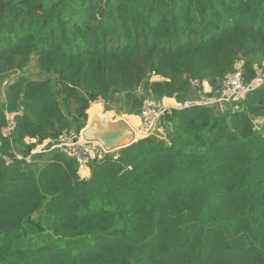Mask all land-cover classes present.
Here are the masks:
<instances>
[{"label":"trees","instance_id":"trees-1","mask_svg":"<svg viewBox=\"0 0 264 264\" xmlns=\"http://www.w3.org/2000/svg\"><path fill=\"white\" fill-rule=\"evenodd\" d=\"M255 56L264 0H0V264H264V83L223 113L172 111L88 179L33 154L94 105L184 103L239 61L248 86Z\"/></svg>","mask_w":264,"mask_h":264},{"label":"rangeland","instance_id":"rangeland-1","mask_svg":"<svg viewBox=\"0 0 264 264\" xmlns=\"http://www.w3.org/2000/svg\"><path fill=\"white\" fill-rule=\"evenodd\" d=\"M242 65H243V62L239 61L237 63V65H236L234 71L230 74V76L233 73H235L236 71H238V70L242 72L243 71L242 70ZM251 65H253V67L255 69H257V71H262V69L264 68V61L259 56H255V57H253L251 59ZM158 80L159 79L157 77L152 78V81H158ZM260 80L261 81L264 80V71H262L261 75L258 78H256L255 80H253L252 81L253 83L252 82L251 83L253 85H259L260 84ZM224 82H222L221 84H216V83L212 84L209 79L203 80V81H199V85H197V88L194 89V91H193V96L190 97L189 99H187L186 103L189 104V105H199V106L204 105V106H212V107L214 106V107L217 108V110L219 112L223 113V112L226 111V109L231 108V107L233 108L234 105H236L239 102V100L243 97L244 93L248 91V90H246V88H249V89L251 88L250 87L251 83L248 86H244L243 85V89L239 92V94L237 96H235L232 99H229L228 101H226V100H224L225 98L223 97V94H222ZM260 86H258V87H260ZM221 99H223V100H221ZM142 105L143 106L141 107V111L145 107H157V108H162L163 107L161 101H155V99H152L150 97H148L146 100H144ZM95 107L98 108V111H99L98 114H97L96 111L93 112V114L90 113V111H89L88 115H101V116H104L105 118H108L109 120L113 119V121L114 120L115 121L116 120H120V119H122V120H127L128 119V120H130L131 123H134L133 122V120H134L133 117L124 114L119 109V106H112V107L109 106L107 108H110V109H106V108L103 107V105L99 104V106L95 105ZM93 108H94V106H93ZM135 117H138L139 120H140V114L135 116ZM140 124H141V120H140ZM163 125L164 124L160 120L157 128L155 129V134L156 135H154L153 137H156V138H164L165 137L166 131H164ZM261 125H262V120L255 121V126H256L257 129H259L261 127ZM6 131H9V129H7ZM141 139H142L141 136H138V138H136L135 143L137 141L141 140ZM27 142L28 143H32L33 141H27ZM51 150L52 149H47V145L44 143V144H41V145L37 146L33 154L41 153V152L45 154V153H48ZM53 150H55V149H53ZM51 153H53V152H51ZM107 154H110V153H107ZM103 155H106V154H100V152H98L94 156V159H93L92 162L96 161L97 159H101L103 157ZM16 158L17 159H21L20 156H16ZM5 160H6V162L8 164L11 163L10 160H8V159H5ZM85 170H86L85 173H87V175L85 174L86 177H84V175H82V177H83V179H88V177L90 176V167L88 166L87 169H85Z\"/></svg>","mask_w":264,"mask_h":264},{"label":"built area","instance_id":"built-area-1","mask_svg":"<svg viewBox=\"0 0 264 264\" xmlns=\"http://www.w3.org/2000/svg\"><path fill=\"white\" fill-rule=\"evenodd\" d=\"M264 81V80H263ZM260 80L259 85H253L251 83V88H246L248 90L244 93L247 94L253 89L258 88L264 82ZM263 82V83H262ZM243 89V73L241 71H236L231 76H229L224 84L223 97L224 100L228 101L233 97L237 96L239 92ZM243 95V96H244ZM223 100V99H221ZM209 104V103H208ZM191 106L199 105H189L186 102L176 103L173 106H164L162 108L157 107H145L140 113L141 124L139 127L138 135L142 139L153 137L155 134V129L157 128L161 118L166 115H171L174 110L186 109ZM12 121L9 123V128H11ZM49 145V141L44 142ZM43 143V144H44ZM51 149L57 150L60 154L72 159L80 169H86L90 162L93 161L94 156L100 152L101 147L97 143H87L83 141L80 133H67L59 136L56 140L51 142Z\"/></svg>","mask_w":264,"mask_h":264},{"label":"water","instance_id":"water-1","mask_svg":"<svg viewBox=\"0 0 264 264\" xmlns=\"http://www.w3.org/2000/svg\"><path fill=\"white\" fill-rule=\"evenodd\" d=\"M87 143H97L105 153L127 148L135 143V134L123 120L110 123L108 119L93 116L89 126L81 133Z\"/></svg>","mask_w":264,"mask_h":264},{"label":"crops","instance_id":"crops-1","mask_svg":"<svg viewBox=\"0 0 264 264\" xmlns=\"http://www.w3.org/2000/svg\"><path fill=\"white\" fill-rule=\"evenodd\" d=\"M161 103H162V105H164V106H173V105H175L176 104V101L174 100V99H166V98H164V99H162L161 100ZM97 106V105H96ZM99 106V105H98ZM102 107V106H101ZM92 109H91V111H90V113H92L93 114V112L94 111H96L97 112V114H98V108L97 107H95V105H94V108H93V106L91 107ZM93 116H98L99 118H103V119H108V118H105L104 116H101V115H88V121H87V124H86V127H85V129L89 126V124L91 123V121H92V117ZM133 117V122L134 123H131L130 122V120H123V121H125V123L128 125V127L130 128V130L135 134V138H138V131H139V126H140V120H139V118L138 117H135V116H132ZM109 120V119H108ZM120 120H122V119H120ZM110 121V123H116L118 120H114L113 121V119H110L109 120ZM81 133L82 132H80V135H81ZM82 137V136H81ZM83 139V138H82ZM84 141V140H83ZM101 147V146H100ZM118 151V150H117ZM112 153V152H111ZM100 154H107V153H105V151L101 148V150H100ZM87 169V168H86ZM86 172V170L85 169H80L79 170V175H80V177L81 178H83L82 177V175H84V177H86V175H87V173H85ZM86 174V175H85Z\"/></svg>","mask_w":264,"mask_h":264}]
</instances>
